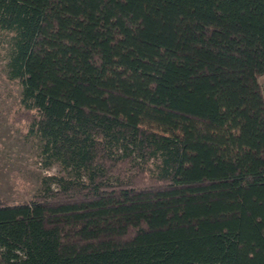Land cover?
<instances>
[{
  "label": "trees",
  "instance_id": "trees-1",
  "mask_svg": "<svg viewBox=\"0 0 264 264\" xmlns=\"http://www.w3.org/2000/svg\"><path fill=\"white\" fill-rule=\"evenodd\" d=\"M0 42L115 179L0 200V264H264V0H0Z\"/></svg>",
  "mask_w": 264,
  "mask_h": 264
},
{
  "label": "rangeland",
  "instance_id": "rangeland-1",
  "mask_svg": "<svg viewBox=\"0 0 264 264\" xmlns=\"http://www.w3.org/2000/svg\"><path fill=\"white\" fill-rule=\"evenodd\" d=\"M7 51L0 42V200L19 203L32 198L45 177L59 178L55 188L69 181L114 185L115 179L104 173L89 151V141L70 127L61 112L43 106L35 123L28 121L21 111L20 86L5 75ZM260 83L264 90V77ZM149 119L160 130L193 141L201 156L208 152L209 142L197 137L194 124L163 113H151Z\"/></svg>",
  "mask_w": 264,
  "mask_h": 264
}]
</instances>
